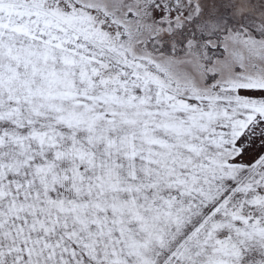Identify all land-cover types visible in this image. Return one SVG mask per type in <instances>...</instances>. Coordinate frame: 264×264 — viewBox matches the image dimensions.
<instances>
[{
  "label": "snow or ice",
  "instance_id": "obj_1",
  "mask_svg": "<svg viewBox=\"0 0 264 264\" xmlns=\"http://www.w3.org/2000/svg\"><path fill=\"white\" fill-rule=\"evenodd\" d=\"M0 264H264V0H0Z\"/></svg>",
  "mask_w": 264,
  "mask_h": 264
}]
</instances>
